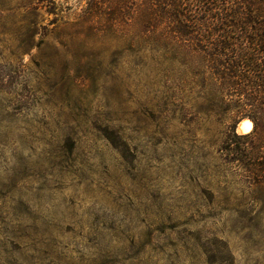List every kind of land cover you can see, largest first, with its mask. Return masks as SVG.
I'll return each mask as SVG.
<instances>
[{
    "label": "rangeland",
    "instance_id": "1",
    "mask_svg": "<svg viewBox=\"0 0 264 264\" xmlns=\"http://www.w3.org/2000/svg\"><path fill=\"white\" fill-rule=\"evenodd\" d=\"M110 1L0 0V264H264V189L220 152L252 121Z\"/></svg>",
    "mask_w": 264,
    "mask_h": 264
},
{
    "label": "trees",
    "instance_id": "2",
    "mask_svg": "<svg viewBox=\"0 0 264 264\" xmlns=\"http://www.w3.org/2000/svg\"><path fill=\"white\" fill-rule=\"evenodd\" d=\"M108 4L112 20L136 21L147 41L188 64L190 79L184 77L181 83L202 87L210 110L224 105L240 119L252 121L250 133L231 130L220 152L242 178L264 189V0H111Z\"/></svg>",
    "mask_w": 264,
    "mask_h": 264
},
{
    "label": "bare ground",
    "instance_id": "3",
    "mask_svg": "<svg viewBox=\"0 0 264 264\" xmlns=\"http://www.w3.org/2000/svg\"><path fill=\"white\" fill-rule=\"evenodd\" d=\"M250 122H251V120H250ZM250 122H243L242 124L239 125V129L240 130L249 129L251 127Z\"/></svg>",
    "mask_w": 264,
    "mask_h": 264
}]
</instances>
